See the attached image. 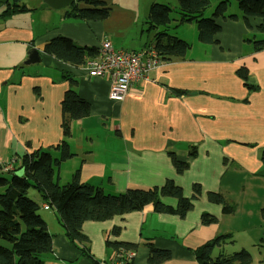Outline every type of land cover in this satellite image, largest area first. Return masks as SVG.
<instances>
[{
    "label": "crops",
    "instance_id": "1",
    "mask_svg": "<svg viewBox=\"0 0 264 264\" xmlns=\"http://www.w3.org/2000/svg\"><path fill=\"white\" fill-rule=\"evenodd\" d=\"M101 1L110 16L99 22L69 15L70 7L54 10L43 0H32L33 6L23 0L28 10L10 15H1L7 4L0 7V173L11 172L3 170L11 163L17 171L22 157L38 150L60 157L56 147L64 139L62 101L71 88L66 78L70 76L91 110L88 117L72 123L67 142L73 157L56 172L60 185L69 183L77 170L82 183L109 195L161 187L170 179L186 197H195L194 206L184 219L147 206L110 220L86 221L82 227L86 239L75 242L66 235L56 211L44 208L37 192L32 199L40 201V214L52 235V249L43 264H109L120 248L115 244L133 251L130 264H150V247L171 254L160 264H200L196 251L223 234H231V241L215 248L214 256L230 255L226 252L230 245L264 247L262 229H257L259 236L246 230L245 240L233 239L243 231L233 217L237 208L225 215L222 206L207 197L210 192L221 193L236 203V195L264 178V49L254 48V42L264 41L259 31L262 19L249 18L247 26L241 10L228 11L226 18L217 20L222 30L215 44L201 43L197 29L191 40L175 31L174 37L191 45L184 59L163 61L147 77L133 82L125 99L116 102L109 98V77L92 78L84 66H71L44 52L45 44L57 37L97 49L105 41L126 51L153 49L161 28L148 30L151 7L142 15L119 0ZM79 7L89 6L79 3ZM177 20L170 25V35L185 24L194 27ZM31 48L39 51L42 62L23 65ZM243 68L252 89L237 74ZM172 154L188 164L184 173H177ZM195 184L201 186L199 196L194 195ZM163 201L177 205L175 199ZM260 211L264 219V203ZM205 213L218 222L203 225ZM249 216L244 219H256Z\"/></svg>",
    "mask_w": 264,
    "mask_h": 264
},
{
    "label": "trees",
    "instance_id": "2",
    "mask_svg": "<svg viewBox=\"0 0 264 264\" xmlns=\"http://www.w3.org/2000/svg\"><path fill=\"white\" fill-rule=\"evenodd\" d=\"M244 15V22L249 26V18H261L259 31L264 33V0H236ZM179 24L196 23L198 39L203 44L217 43L216 36L222 27L217 20L226 18L230 0H218V4L211 17L205 13L210 6V0H178ZM79 3L88 5L80 8ZM2 4H0V7ZM28 7L23 0H12L1 15L24 12ZM69 15L84 21H104L110 16V9L101 0H76L70 7ZM176 8L168 5L151 6L147 24L148 30L161 28L156 34L153 49L163 61L184 59L191 45L177 37L170 35L172 15ZM236 20V15H230ZM175 21V20H174ZM256 50L264 49V41L254 42ZM44 52L56 59L74 67H82L90 59L98 57L99 49L80 46L66 37H57L44 46ZM237 74L245 81L247 87L248 73L240 69ZM71 88L65 93L62 101L64 139L56 150L60 157L56 158L50 151L38 150L22 157L21 167L17 171L0 173V264H43V257L52 249V235L46 221L40 214L41 205L29 197V190L34 189L41 196V202L49 209L56 211L66 235L75 242H83L86 237L82 232L86 221H105L116 216H123L152 206L159 214H172L184 219L193 210V198L185 196L182 187L173 180H166L161 187L149 190H127L124 193L109 195L101 188L81 182L80 170H77L69 183L60 185L56 172L61 163L73 157L67 139L71 137L72 123L90 115V103L82 99L77 92V81L66 76ZM193 149L191 155L194 156ZM173 164L178 174L188 169V164L179 161L172 154ZM264 163V150L261 152ZM2 167H0L1 171ZM4 170V168H3ZM23 170L22 175L17 172ZM5 171V170H4ZM6 172V171H5ZM195 196L202 193L201 186H193ZM209 202L221 205L223 214L231 215L234 207L221 193L210 192ZM171 198L177 200L175 207L167 205L163 200ZM203 225L216 224L217 217L203 214ZM231 239V234H223L209 241L196 251L200 264H251V255L246 251L231 255L219 254L214 256L216 247H220ZM115 247H126L115 244ZM171 258L167 251L150 247V264H160Z\"/></svg>",
    "mask_w": 264,
    "mask_h": 264
},
{
    "label": "built area",
    "instance_id": "3",
    "mask_svg": "<svg viewBox=\"0 0 264 264\" xmlns=\"http://www.w3.org/2000/svg\"><path fill=\"white\" fill-rule=\"evenodd\" d=\"M163 60L154 50L140 52L116 49L110 41H105L99 48L98 57L90 59L84 67L92 78H106L111 80L109 98L121 102L128 94L131 84L147 77L148 73L158 67ZM6 172L14 171L13 163L7 165ZM46 210L49 207H44ZM134 258L132 250L120 247L109 264H130Z\"/></svg>",
    "mask_w": 264,
    "mask_h": 264
},
{
    "label": "rangeland",
    "instance_id": "4",
    "mask_svg": "<svg viewBox=\"0 0 264 264\" xmlns=\"http://www.w3.org/2000/svg\"><path fill=\"white\" fill-rule=\"evenodd\" d=\"M29 2H26L29 6H33L34 2L32 3V0H28ZM120 2H124L125 4L131 5L133 8H137L140 12V14L144 15V13L148 12V7H151L154 4L157 5H168L172 8H175L176 6V12L173 13L172 15V26H175L176 22L174 20L178 19L180 17V14L178 13V0H119ZM216 0H210V6L206 11V15H209V13L216 8V5H214V2ZM12 2V0H11ZM174 3H177L176 5H173ZM218 3V0H217ZM235 7V9H232ZM232 9V10H231ZM237 12L239 9L237 1L236 0H230V7H229V13L230 12ZM179 24V23H178ZM193 26H189V24H185L181 28L175 30L172 29L171 33L173 36H186L189 40H191V36L195 32L193 29H197L198 31V26L196 23L192 24ZM144 28L147 29L148 26L144 25ZM176 31V35H175ZM151 35L153 34L152 32L150 33ZM247 180V179H246ZM258 181L255 182V184H259L258 186L255 185V187L250 189V187H246L245 193L242 195H236L237 199L235 200L236 203H232L234 209L237 210V212L234 214L235 222L240 224L241 228L243 231H239L241 233H236L235 237L233 239H236L238 241H243L247 238V236L244 234V231L250 230L253 235L259 236V232L264 231V219H262L259 214H261V206L264 203V178L260 180V183ZM243 191V188L240 189ZM240 191V192H241ZM38 195L37 191L34 189L29 190V197L32 199V197H37ZM40 202V201H39ZM239 204V205H238ZM264 212V211H263ZM250 214H254L256 219L251 217V220H245L244 217H250ZM259 232H258V230ZM252 235V237H254ZM231 241V239L229 240ZM238 244H241L238 242ZM217 249V247H216ZM216 249L214 251V254L216 253ZM241 252V251H246L251 255L252 262L251 264H264V247L262 246H257V247H251L250 245H230L226 248V252L231 254H234V252ZM224 253V252H223ZM225 254V253H224Z\"/></svg>",
    "mask_w": 264,
    "mask_h": 264
},
{
    "label": "water",
    "instance_id": "5",
    "mask_svg": "<svg viewBox=\"0 0 264 264\" xmlns=\"http://www.w3.org/2000/svg\"><path fill=\"white\" fill-rule=\"evenodd\" d=\"M76 0H43V3L54 9V10H62L68 7H71ZM9 3V0H0V4L6 5ZM73 17H76V14H73ZM42 62L40 53L38 50L31 48L28 52V57L23 61V65L31 66L40 64ZM18 175L23 174V170L17 172Z\"/></svg>",
    "mask_w": 264,
    "mask_h": 264
}]
</instances>
